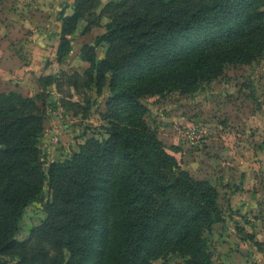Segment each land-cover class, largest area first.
I'll use <instances>...</instances> for the list:
<instances>
[{"label":"trees","instance_id":"obj_1","mask_svg":"<svg viewBox=\"0 0 264 264\" xmlns=\"http://www.w3.org/2000/svg\"><path fill=\"white\" fill-rule=\"evenodd\" d=\"M58 20V63L80 23L103 32L81 46L83 72L41 75L32 95L0 92V264H212L205 234L224 220L219 192L167 151L144 99L194 93L263 58L264 0H73ZM90 90H106V136L46 162L49 111L86 114ZM34 202L44 218L18 239Z\"/></svg>","mask_w":264,"mask_h":264},{"label":"rangeland","instance_id":"obj_2","mask_svg":"<svg viewBox=\"0 0 264 264\" xmlns=\"http://www.w3.org/2000/svg\"><path fill=\"white\" fill-rule=\"evenodd\" d=\"M81 29L74 34L72 51L61 63L68 72H83L85 63L79 60V45L93 42L101 31L94 28L82 41ZM101 55L102 50L98 52ZM86 95L90 98L86 114L74 115L72 110L59 105L49 111L43 136L46 162L67 157L89 137L106 136L100 117L106 90L99 96L93 90ZM60 96L53 92L50 101ZM81 98L73 95L72 100ZM144 102L148 107L146 119L156 128L167 151L181 167L198 179L210 180L219 192L224 220L205 234L213 252L212 264H264V206L261 203L254 210L248 207L242 214L239 204H228V195L238 192H245L246 198L254 200L263 196L264 202V57L248 65L227 66L219 77L194 93L173 92L146 97ZM43 195L47 196V187ZM239 199L238 202L242 198ZM43 218L40 203L29 204L23 212L17 238L25 239L30 228ZM256 228L262 231L260 242L255 240ZM227 250L231 253L226 254ZM176 261L167 258L153 264Z\"/></svg>","mask_w":264,"mask_h":264},{"label":"crops","instance_id":"obj_3","mask_svg":"<svg viewBox=\"0 0 264 264\" xmlns=\"http://www.w3.org/2000/svg\"><path fill=\"white\" fill-rule=\"evenodd\" d=\"M72 2L73 0H0V92L18 91L24 95H32L40 91L38 78L41 75L65 69L61 66L62 62L58 63L56 60L60 33L58 15L64 5L71 6ZM83 25L80 23L78 28H83ZM102 32L101 28L97 35ZM89 33L81 34L80 39L83 41L84 36ZM74 37L71 36L72 46ZM91 43L92 41L81 42L78 50L84 44ZM101 50L98 47L96 51ZM83 63L85 70L88 63ZM46 123L47 121L45 127ZM238 193L228 195V204H239L242 214L248 207L258 209L261 203L264 206L263 196L254 200L246 198L245 192ZM239 198L242 199L238 202ZM255 215L254 213V221L257 223ZM254 235L255 240H263L259 228L254 230ZM221 244L229 248L225 242Z\"/></svg>","mask_w":264,"mask_h":264}]
</instances>
